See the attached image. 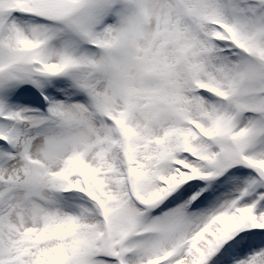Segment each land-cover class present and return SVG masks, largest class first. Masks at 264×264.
I'll return each mask as SVG.
<instances>
[{"label": "snow or ice", "instance_id": "1", "mask_svg": "<svg viewBox=\"0 0 264 264\" xmlns=\"http://www.w3.org/2000/svg\"><path fill=\"white\" fill-rule=\"evenodd\" d=\"M0 264H264V0H0Z\"/></svg>", "mask_w": 264, "mask_h": 264}]
</instances>
